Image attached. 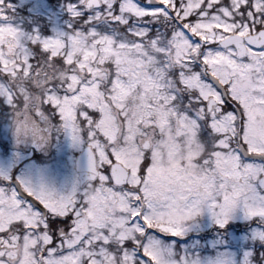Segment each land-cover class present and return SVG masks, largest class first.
<instances>
[{
	"label": "snow or ice",
	"instance_id": "6c2138e0",
	"mask_svg": "<svg viewBox=\"0 0 264 264\" xmlns=\"http://www.w3.org/2000/svg\"><path fill=\"white\" fill-rule=\"evenodd\" d=\"M8 7L0 117L19 136L23 109L43 141L58 118L90 162L67 195L0 186V264H168L148 229L237 210L258 222L245 264H264V0H63L51 35Z\"/></svg>",
	"mask_w": 264,
	"mask_h": 264
},
{
	"label": "rangeland",
	"instance_id": "374dc122",
	"mask_svg": "<svg viewBox=\"0 0 264 264\" xmlns=\"http://www.w3.org/2000/svg\"><path fill=\"white\" fill-rule=\"evenodd\" d=\"M55 1V5H51L49 0H6L10 5L6 9L9 22L26 32L38 28L42 34L51 35L53 27L62 28L67 19L63 0ZM12 118L11 111L0 117V186L11 185L12 181L8 183L5 177L20 176L26 186L43 188L54 195L82 189L78 188L75 177L74 151L81 149L85 140H74L58 118L46 117L49 128L42 133L46 140L41 143L31 136H18ZM32 141L36 143L37 154ZM241 212L235 211L231 220L245 216ZM213 219L210 212L202 211L184 223L182 234L149 229L141 242L145 247L158 248L168 264H245V253L254 250L259 243L255 235L258 224H250L247 230L240 232L235 226H228L223 234L217 229L213 235H198ZM251 259L255 260L256 256Z\"/></svg>",
	"mask_w": 264,
	"mask_h": 264
},
{
	"label": "flooded vegetation",
	"instance_id": "af4514ba",
	"mask_svg": "<svg viewBox=\"0 0 264 264\" xmlns=\"http://www.w3.org/2000/svg\"><path fill=\"white\" fill-rule=\"evenodd\" d=\"M41 124H42V127L45 129V131H47L48 130V128H49V125H46V119L43 121V122H41ZM33 147V149L36 151V154H37V148H36V143H35V141H32V144H31ZM87 146V142L85 141V143L83 144V146H82V148L81 149H83L84 147H86ZM80 149V150H81ZM74 172H75V177H76V180H77V182H78V184H79V181H78V178H77V173H76V171L74 170ZM14 179H17L18 181H19V183L22 181L23 182V180L20 178V176H17V177H10V182L12 181V183H11V185L10 186H15L14 185V183H13V180ZM88 181H86L85 183H87ZM9 183V182H8ZM84 183V184H85ZM83 184V185H84ZM83 185H81V184H79V186H78V188H82L83 187ZM22 186H26L25 185V183L23 182V185ZM62 189V187H60L59 188V190H61ZM53 190H54V187H53ZM244 212H241V214H243ZM250 224H258V222L257 221H255V220H253V219H251V218H247V217H245L244 215H242V217H241V219H240V217H238V219H237V221H236V219L235 220H229V224L227 225V226H225L224 228H220L216 223H215V220L213 219V220H211V223L206 227V229H204V231L203 232H198V233H200V234H198V235H201V234H210V235H213V234H215V233H217L216 232V230L218 229V231H219V233H224L225 232V230H226V228H228V226L229 227H232V226H235V229H236V231H238V232H240V231H245V230H247L248 229V226L250 225ZM257 241H259L258 239H257ZM258 246H259V243H258Z\"/></svg>",
	"mask_w": 264,
	"mask_h": 264
},
{
	"label": "clouds",
	"instance_id": "9594fccd",
	"mask_svg": "<svg viewBox=\"0 0 264 264\" xmlns=\"http://www.w3.org/2000/svg\"><path fill=\"white\" fill-rule=\"evenodd\" d=\"M20 116L23 117V119H20L21 135L34 137L36 141L43 143L44 141L40 139L39 134L36 132L35 125L32 123L30 115L28 113H25L24 110L21 109ZM12 119L14 122V120L18 119V117H13Z\"/></svg>",
	"mask_w": 264,
	"mask_h": 264
},
{
	"label": "water",
	"instance_id": "95a60500",
	"mask_svg": "<svg viewBox=\"0 0 264 264\" xmlns=\"http://www.w3.org/2000/svg\"><path fill=\"white\" fill-rule=\"evenodd\" d=\"M89 162V149L87 147L79 154L76 161V169L79 172V178L82 184L88 179L89 176ZM16 184L19 183L16 181Z\"/></svg>",
	"mask_w": 264,
	"mask_h": 264
}]
</instances>
